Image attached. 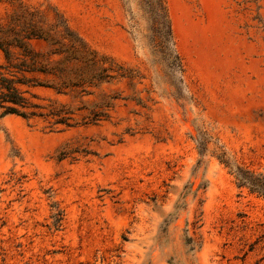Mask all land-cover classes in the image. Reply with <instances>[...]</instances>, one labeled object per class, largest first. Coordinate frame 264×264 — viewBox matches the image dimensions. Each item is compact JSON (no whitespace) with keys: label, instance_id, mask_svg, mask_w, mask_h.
Masks as SVG:
<instances>
[{"label":"rangeland","instance_id":"rangeland-1","mask_svg":"<svg viewBox=\"0 0 264 264\" xmlns=\"http://www.w3.org/2000/svg\"><path fill=\"white\" fill-rule=\"evenodd\" d=\"M154 1L0 0V39L65 20L126 73L32 90L77 127L0 116V264H264V0Z\"/></svg>","mask_w":264,"mask_h":264},{"label":"trees","instance_id":"trees-1","mask_svg":"<svg viewBox=\"0 0 264 264\" xmlns=\"http://www.w3.org/2000/svg\"><path fill=\"white\" fill-rule=\"evenodd\" d=\"M154 2L166 13L163 0ZM166 32L170 36L169 27ZM34 41L46 43V50H37L33 45ZM0 50L5 59V63L0 65V116L15 115L27 120H48L52 130L58 126L72 128L81 125V121L74 117L76 110L66 105H56L57 102L49 105L35 103L32 99L40 97L32 90L45 88L57 95L82 98L93 95L90 89L100 88L126 76L124 71L114 74L113 60L92 49L65 20H61V24L54 25L50 30H44L35 24L28 25L17 31L12 39L7 36L1 38ZM167 62L175 72L181 71L178 55L173 60L167 59ZM106 105L110 108L111 101ZM82 109L80 107L77 110ZM88 117L82 119L86 120L84 124L106 120L108 114L94 112ZM219 159L230 167L224 155ZM232 174L238 187H247L250 192L264 197V176L254 175L239 167L232 169ZM56 215L60 220L62 213L59 211Z\"/></svg>","mask_w":264,"mask_h":264}]
</instances>
